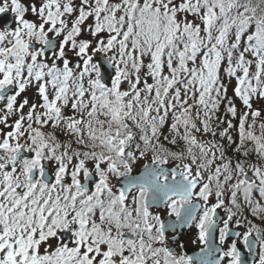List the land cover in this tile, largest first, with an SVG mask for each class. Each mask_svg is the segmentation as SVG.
<instances>
[{"label":"snow or ice","instance_id":"1","mask_svg":"<svg viewBox=\"0 0 264 264\" xmlns=\"http://www.w3.org/2000/svg\"><path fill=\"white\" fill-rule=\"evenodd\" d=\"M262 225L264 0H0V264H264Z\"/></svg>","mask_w":264,"mask_h":264},{"label":"flooded vegetation","instance_id":"2","mask_svg":"<svg viewBox=\"0 0 264 264\" xmlns=\"http://www.w3.org/2000/svg\"><path fill=\"white\" fill-rule=\"evenodd\" d=\"M264 227V225H262ZM192 237L188 238V243H187V248H186V253L189 255L190 253H199L200 248L191 242Z\"/></svg>","mask_w":264,"mask_h":264},{"label":"water","instance_id":"3","mask_svg":"<svg viewBox=\"0 0 264 264\" xmlns=\"http://www.w3.org/2000/svg\"><path fill=\"white\" fill-rule=\"evenodd\" d=\"M198 253H190V256L196 257Z\"/></svg>","mask_w":264,"mask_h":264}]
</instances>
